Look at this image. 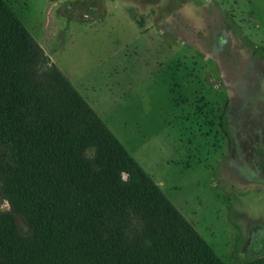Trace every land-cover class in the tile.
Here are the masks:
<instances>
[{
  "label": "rangeland",
  "instance_id": "374dc122",
  "mask_svg": "<svg viewBox=\"0 0 264 264\" xmlns=\"http://www.w3.org/2000/svg\"><path fill=\"white\" fill-rule=\"evenodd\" d=\"M4 1L223 263L264 264V0Z\"/></svg>",
  "mask_w": 264,
  "mask_h": 264
},
{
  "label": "trees",
  "instance_id": "16d2710c",
  "mask_svg": "<svg viewBox=\"0 0 264 264\" xmlns=\"http://www.w3.org/2000/svg\"><path fill=\"white\" fill-rule=\"evenodd\" d=\"M2 203L0 264H224L4 0Z\"/></svg>",
  "mask_w": 264,
  "mask_h": 264
},
{
  "label": "flooded vegetation",
  "instance_id": "af4514ba",
  "mask_svg": "<svg viewBox=\"0 0 264 264\" xmlns=\"http://www.w3.org/2000/svg\"><path fill=\"white\" fill-rule=\"evenodd\" d=\"M264 166V164L262 165V167ZM264 171V170H263Z\"/></svg>",
  "mask_w": 264,
  "mask_h": 264
}]
</instances>
